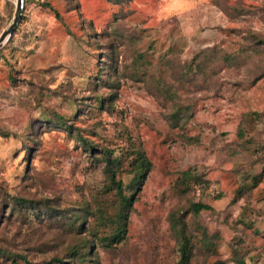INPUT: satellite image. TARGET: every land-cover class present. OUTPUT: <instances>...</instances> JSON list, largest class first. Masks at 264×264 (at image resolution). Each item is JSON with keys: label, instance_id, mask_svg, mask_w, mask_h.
<instances>
[{"label": "clouds", "instance_id": "9594fccd", "mask_svg": "<svg viewBox=\"0 0 264 264\" xmlns=\"http://www.w3.org/2000/svg\"><path fill=\"white\" fill-rule=\"evenodd\" d=\"M0 264H264V0H0Z\"/></svg>", "mask_w": 264, "mask_h": 264}]
</instances>
